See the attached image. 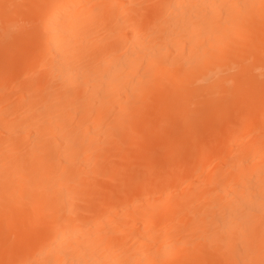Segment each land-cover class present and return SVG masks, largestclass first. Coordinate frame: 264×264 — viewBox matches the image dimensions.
<instances>
[{
    "label": "bare ground",
    "instance_id": "obj_1",
    "mask_svg": "<svg viewBox=\"0 0 264 264\" xmlns=\"http://www.w3.org/2000/svg\"><path fill=\"white\" fill-rule=\"evenodd\" d=\"M149 2L0 0V46L25 49L0 61L12 70L1 92L23 80L11 102L0 96V264H264V0ZM230 92L261 107L245 105L234 132H215L184 165L161 161L162 188L147 169L127 187L100 184L126 174L105 164L109 147L143 145L175 110L186 135L168 147L179 152ZM236 144L225 167L194 176ZM177 219L168 236L161 224Z\"/></svg>",
    "mask_w": 264,
    "mask_h": 264
},
{
    "label": "rangeland",
    "instance_id": "obj_2",
    "mask_svg": "<svg viewBox=\"0 0 264 264\" xmlns=\"http://www.w3.org/2000/svg\"><path fill=\"white\" fill-rule=\"evenodd\" d=\"M156 2L158 1V0H155ZM154 2V0L152 1L151 0V2H149V4H150V6L152 7L153 5H152V3ZM156 2H154L153 4L155 5V3ZM150 6H148V8H150ZM25 11V10H24ZM23 11V12H24ZM25 14V16H24V19H26L25 17L27 16V18H28V16H30V15H26V13H24ZM32 16V15H31ZM21 18V17H20ZM30 19V18H29ZM21 20H22V18H21ZM29 26V25H28ZM33 26V27H32ZM29 28H31L30 30H29ZM25 30H27V31H25L26 33L25 34H31V33H34V31L36 30V26L35 25H31V26H29L28 28H26ZM12 41H10V42H7V43H3V44H1V46H0V61H6V60H10V58H12V61H13V59H14V57L16 58V53L18 52V53H20L21 52V54H23L24 53V51H25V49L23 50V47L22 46H20L19 48L14 44V43H11ZM9 43V44H8ZM4 44H5V46H4ZM11 46V47H10ZM3 47V48H2ZM9 47V48H8ZM14 47V48H13ZM12 49H14V50H12ZM11 50V51H10ZM14 52H16V53H14ZM23 52V53H22ZM20 54V55H21ZM7 55H8V57H7ZM18 55V54H17ZM2 57V58H1ZM5 57H7L8 59H6ZM251 60V59H250ZM11 61V60H10ZM11 61V62H12ZM14 62V61H13ZM250 63H251V61H250ZM9 68V67H8ZM8 68H4V69H6V70H2V68H1V70H0V75H7L8 73H9V70H10V68L8 69ZM8 69V70H7ZM12 70H10V72H11ZM264 73V72H263ZM11 73H9V75H10ZM15 76H17L16 78L18 79V80H20V78L21 77H19L17 74H15L14 75V77ZM16 78H14V79H12V81H10L11 82V84H10V82H9V85H7L6 87H4L3 88V90H2V92L0 91V96H2L3 98H5V100H7V96H13V94H14V96L17 94V92H19V91H16L15 89H18L19 88V86L22 84V82L21 81H23V80H21L20 82L16 79ZM22 79V78H21ZM19 85H18V84ZM15 85L18 87V88H16L15 87ZM15 87V89H14V87ZM10 87V88H9ZM13 87V88H12ZM233 89H235V88H233ZM232 89V91H235V90H233ZM6 90V91H5ZM4 91V92H3ZM264 92V91H263ZM3 94H5V95H3ZM227 94H229V93H227ZM227 94H225V98H224V94H222L223 96H221V97H219L220 95H218V97H217V101L218 102H220L221 101V103H219L221 106V109L220 108H218L217 109V114H215L214 116H213V118H212V115H210V113H208L206 116H204V118L202 119V122L201 123H203V125L202 124H200V126L199 127H197L198 128V130H197V128H196V130L194 129V130H190L189 132H188V136L190 135V134H192V137H190V140H191V138H192V142H190L188 145H186L185 147H183L182 149H180L183 153H180L181 151H174V150H172L171 152H170V149H169V147L168 146H171V148L172 149H174V147H173V145L175 146H177L178 145V143L180 142V141H183L184 140V138H185V135H186V131H184L183 130V128L182 127H180L181 125V117H182V115H185V112H183L182 111V114H181V112L180 111H178L179 112V114H178V112H176L175 110H174V112L171 110L170 112H162L163 114L161 115V118H164L165 120L164 121H161L162 122V124L164 123V124H166L168 127H169V129L167 128L166 129V125H161L160 123H159V125H161V126H158V127H155L156 128V130L154 129L153 130V132H152V134H150V133H148L147 134V136L140 142V143H144L143 145H141V144H134V146L132 145H130L131 147H126V148H124L125 147V144L124 143H122V146H124V147H122V149L124 148L125 150H123L124 151V153L122 152V151H120L119 152V150H115V149H118V146H120L119 147V149H121V143H119L118 145H117V143H115L114 145H113V147H109L108 148V150H109V154H111V153H114V154H111V155H109L108 157H110V160L109 161H106L105 162V164L107 165H110L111 166V164H112V162L114 163V162H119V164H120V162H122V167H124V169H123V171H125L126 172V174L123 172V178L121 179V180H123V182L121 181V180H119V182L118 181H110V180H106V181H104V180H102V179H100V184L101 185H106L107 184V186H109V187H111L110 185H112V183H114V185H113V187L114 186H116V183H117V187H120L119 186V184L118 183H120L121 182V184L120 185H122L123 187H127L130 183H129V180H130V174L132 175V176H134V177H136L137 176V173H141V175H140V177H143V175L145 174V172L148 170V172H150V174L149 173H147L146 172V174L145 175H147L148 174V176H146V177H150L149 178V180L151 181V182H153V184L151 185V187H152V190L154 189H156V187L157 188H162L161 187V184H163V185H165V183H156L155 184V181H156V179L157 178H161V176L160 175H165L164 173H162L164 170L163 169H165L166 167L165 166H167V168L165 169V170H167L170 166L171 167H174V162L176 163L175 164V167H177V166H181V165H184V163H187V162H189V160H191L192 158H194V156H196V153H197V155L199 154V152L200 151H202L203 150V148H205V147H207V148H205V149H207V151H209V150H211L212 148V146H213V140L215 139V132H217V134H216V136L217 137H219V135H220V132L221 131H223V134H230V133H232V132H234L235 131V128H233L232 127V125L231 124H233V125H235L234 127H236V129H237V127H238V124L240 123V119L241 118H238L237 119V117H242V111H243V107H244V109H245V105H248L249 104V102H247V100L245 101L243 98H241L240 97V99H242V100H244V102L242 101H240V103H239V101H233V99L234 98H237L236 97V93H235V95H234V92L233 93H231L230 92V95L232 96V97H230V96H226ZM10 96H9V99L7 100V101H9V102H11L12 101V99L14 98V96H13V98H10ZM219 99H221V100H219ZM224 99V100H223ZM239 98H237V100H240ZM256 99V98H255ZM234 100H236V99H234ZM225 103V101H227L225 104H223V102ZM234 103V105H233V103ZM259 103V105H258V103ZM8 103V102H7ZM7 103H5L4 105H6ZM239 103V104H238ZM252 103V104H251ZM223 104V105H222ZM230 104V105H229ZM251 104V105H250ZM250 104L248 105V106H259V107H261V104H262V100L259 102L258 100H256V101H251L250 102ZM227 105H229L228 107L230 108V109H232V112L234 111H236V113H232V112H230L229 114H234L233 115V118H231V116H229L228 115V113H226L229 117H227L226 116V114H225V112L226 111H220V110H225V109H227ZM232 105V106H231ZM243 105V106H242ZM235 106V107H234ZM238 106V107H237ZM233 107L235 108V110H233ZM194 108H196L195 106H194ZM194 108H192V109H194ZM225 108V109H224ZM263 108H264V105H263ZM230 109H227V111H230ZM237 109V110H236ZM239 110V111H238ZM240 110H242V111H240ZM220 111V112H219ZM171 112H173L174 113V115H173V117H172V115L171 114H173V113H171ZM239 112V113H238ZM164 113H165V115H164ZM171 113V114H170ZM177 113V114H176ZM219 113H220V115L222 116L223 114L226 116V118H227V120L226 119H223L224 118V116H222V118H221V116L219 115ZM236 114H238V115H236ZM163 115L165 116V117H163ZM218 115H219V117H218ZM170 116V118H169V121H168V117ZM207 116H208V118L210 119H213V121L211 122V121H209V123H208V119H206L207 118ZM172 117V118H171ZM215 117H218V118H221V120L220 119H218V120H216L215 121V119H217V118H215ZM229 118L231 119V120H229ZM177 120V122H176V120ZM229 120V121H228ZM233 120V122H230V121H232ZM236 120H238V121H236ZM171 121V122H170ZM204 121V122H203ZM219 121V122H218ZM222 121V122H221ZM174 122V123H173ZM206 122V123H205ZM211 122V123H210ZM231 123V124H229L230 125V127L231 128H229V125H228V123ZM174 124V125H173ZM206 124H208V125H210L209 127H208V129H207V126L208 125H206ZM172 125V126H171ZM166 126V127H165ZM160 127H162V128H160ZM165 127V128H164ZM201 127V128H200ZM221 127H223V128H221ZM200 128V129H199ZM232 128H233V131H231L232 130ZM158 129V130H157ZM161 129H163V131L165 130V133H162L163 131L161 130ZM214 131H213V130ZM221 129H224V130H221ZM226 129H228V130H226ZM170 130V131H169ZM180 130V131H179ZM221 130V131H220ZM168 133H167V132ZM178 131V132H177ZM201 131V132H200ZM227 133H226V132ZM230 131V132H229ZM159 133H160V135H159ZM170 133V134H169ZM175 133V134H174ZM200 133H202V136H200L201 134ZM207 133V134H206ZM219 133V134H218ZM251 133V132H250ZM165 134H167V136H165ZM177 134V135H176ZM179 134H180V137H179ZM198 134H200V135H198ZM211 134H212V139H211ZM151 135H152V138H154V142L152 143V140H151ZM173 135H176V136H174L173 137ZM194 135V136H193ZM222 135V134H221ZM254 135H255V132H252V134L250 135L249 134V132H248V134L246 133V138H245V140H250V138H252V137H254ZM163 136V137H162ZM252 136V137H251ZM167 137V138H166ZM178 137H179V139H178ZM248 137V138H247ZM250 137V138H249ZM208 138V139H207ZM181 139V140H180ZM195 139V140H194ZM207 139V140H206ZM253 139V138H252ZM174 140V141H173ZM193 140H194V142H193ZM244 140V141H245ZM170 141V142H169ZM175 141H178V142H175ZM158 142V143H157ZM211 143V144H210ZM124 144V145H123ZM148 144V145H147ZM156 144H157V146H156ZM116 145V146H115ZM159 145H162V146H164V148H157V147H160ZM190 145V146H189ZM237 145V144H236ZM126 146H128L127 144H126ZM175 146V147H176ZM238 146L239 145H237V147L235 146V148H233V152H232V149H231V151L229 150L228 152L227 151H225L224 153L226 154H224V153H222V154H220V156H217V157H213L212 158V156L210 157V156H208V157H206L205 158V161H204V163L203 164H205V162H207L206 164H208L209 162V164L208 165H206L205 164V166H207L206 167V169L204 168V170L202 169L201 170V168H198L196 171H198V172H195V174L196 175H194V176H198V177H200V176H202L201 177V179H205L206 177H207V175H208V173L209 172H212V171H214L215 170V168H219V167H225L224 165L225 164H223V165H221L220 164V162L222 163L223 161H226V156H227V160H230V157L232 156V154L230 155L229 153L231 152V153H234L236 150H237V148H238ZM117 147V148H116ZM133 147V148H132ZM136 147V148H135ZM151 148V147H153L152 148V150L149 152V154H148V152H147V148ZM166 147H168V148H166ZM190 147V148H189ZM115 148V149H114ZM128 148H131V154H133V156H131L130 155V158L131 159H133L136 155H137V157H135L134 159H138L139 157H142L143 156V159L141 158L139 161L140 162H138V160H134L133 161V163L131 162V164L129 163L130 161H131V159L129 160V159H127L126 158V155H124V154H126V151H127V149ZM141 148V149H140ZM158 149V150H156V149ZM117 151L116 153H115V151ZM140 150H141V152H140ZM163 150H165V151H163ZM112 151V152H111ZM134 151V152H133ZM136 151V152H135ZM144 151H146L145 153H144ZM153 151H155V152H153ZM160 151V152H159ZM192 151H193V153H192ZM153 152V153H152ZM134 153H135V155H134ZM138 153H140L141 155H138ZM152 153V154H151ZM155 153V154H154ZM144 154V155H143ZM172 154H175V155H173V157L171 156ZM181 154V155H180ZM182 154H183V156H182ZM189 154V155H188ZM227 154H229V155H227ZM125 156V157H123V159L121 158L122 156ZM145 155H147V156H145ZM152 155V157H150ZM156 155V156H155ZM192 155H193V157H192ZM158 156H159V158L160 159H157L158 158ZM164 156V157H163ZM179 156V157H178ZM182 156V157H181ZM190 156V157H189ZM111 157H113V158H111ZM120 157V158H119ZM150 157V158H149ZM170 157V158H169ZM188 157V158H187ZM115 158V159H114ZM126 158V159H125ZM147 158H149V159H147ZM173 158V159H172ZM175 158V159H174ZM177 158H179V159H177ZM229 158V159H228ZM117 159H119V160H117ZM146 159L148 160V161H146ZM152 159V160H151ZM156 159V160H155ZM166 159V160H165ZM182 159H184L183 161H181ZM187 159H188V161H187ZM225 159V160H224ZM122 160V161H121ZM127 160H129V162L127 161ZM141 160H143V161H141ZM157 160H158V162H157ZM164 160L166 161V162H164ZM167 160H169L168 162H167ZM172 160H175V161H172ZM124 161L126 162V164L124 163ZM146 163H145V162ZM161 161H163L164 162V165L165 166H163V164H160L161 163ZM171 161H172V163H171ZM177 161H179V162H177ZM108 162V163H107ZM109 162H111V164L109 163ZM150 162V163H149ZM153 162V166H152V169H151V163ZM158 164H157V163ZM145 165H144V164ZM156 163V164H155ZM147 164V165H146ZM171 164H173V165H171ZM181 164V165H180ZM215 164V165H214ZM217 164H218V166H217ZM107 165V166H108ZM130 166V168H128V166ZM219 165H221V166H219ZM142 166H144V167H142ZM154 166H155V168H154ZM204 166V167H205ZM121 167V168H122ZM133 167V168H132ZM136 167H138V168H136ZM148 167V168H147ZM174 167V168H175ZM130 169V170H127L126 171V169ZM135 168H136V172H134V170H135ZM154 168V169H153ZM134 169V170H133ZM138 169L140 170L139 172H138ZM143 169V170H142ZM147 169V170H146ZM131 170H132V172H131ZM144 170H145V172H144ZM150 170V171H149ZM161 170H163L162 172H161ZM141 171H143V173L141 172ZM153 172V173H152ZM155 172H156V174H155ZM159 172H160V174H159ZM130 173V174H129ZM152 173V174H151ZM156 175V176H155ZM200 175V176H199ZM138 176H139V174H138ZM137 176V177H138ZM162 176V177H163ZM197 177V178H198ZM132 179V178H131ZM136 179V178H135ZM194 179H196V178H194ZM102 180V181H101ZM127 180H128V182H127ZM172 180H176V181H178L179 183H180V181L182 180V179H178V178H176V177H174ZM185 180H187V179H185ZM185 180H182L181 182L182 183H185V184H183V185H181V188H185V191H186V193H190V190L192 189V188H187L186 189V187H184V186H187V181L185 182ZM109 182V183H106V182ZM176 181H172V182H174V184H177V182ZM189 181V180H188ZM101 182H103V183H101ZM125 182V183H124ZM132 182V181H131ZM172 182H170L171 184H173ZM176 182V183H175ZM122 183H124V184H122ZM129 183V184H128ZM110 184V185H109ZM158 185H160V186H158ZM121 186V187H122ZM189 190V191H188ZM99 191V190H98ZM98 191H96L97 193H98ZM102 193V191H99V194H101ZM103 194V193H102ZM101 194V195H102ZM178 218V217H177ZM189 218V217H188ZM172 221V220H171ZM174 221V220H173ZM169 221H167V222H165V223H162V224H164V225H162L161 224V227H165V225H166V229H165V231H168V229H170L169 231H168V233L166 232V234H168V236H172L169 232L171 231V229H173V228H176L177 226L176 225H178L177 223H178V219H177V221L175 220L174 221V223H172V222H170V223H168ZM175 222H176V225L174 226V224H175ZM173 224V228H171L172 225ZM169 226H170V228H169ZM168 228V229H167ZM170 234V235H169ZM120 252H121V250H120Z\"/></svg>",
    "mask_w": 264,
    "mask_h": 264
}]
</instances>
